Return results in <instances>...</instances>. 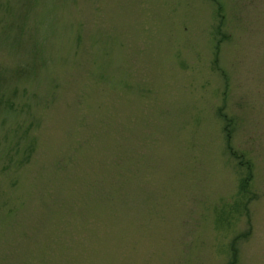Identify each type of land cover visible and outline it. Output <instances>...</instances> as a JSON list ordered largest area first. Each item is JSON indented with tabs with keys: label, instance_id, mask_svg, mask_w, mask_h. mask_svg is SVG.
Returning a JSON list of instances; mask_svg holds the SVG:
<instances>
[{
	"label": "rangeland",
	"instance_id": "374dc122",
	"mask_svg": "<svg viewBox=\"0 0 264 264\" xmlns=\"http://www.w3.org/2000/svg\"><path fill=\"white\" fill-rule=\"evenodd\" d=\"M16 69L0 264H264V0H0Z\"/></svg>",
	"mask_w": 264,
	"mask_h": 264
},
{
	"label": "trees",
	"instance_id": "16d2710c",
	"mask_svg": "<svg viewBox=\"0 0 264 264\" xmlns=\"http://www.w3.org/2000/svg\"><path fill=\"white\" fill-rule=\"evenodd\" d=\"M21 69H16L14 72H9L8 74L6 73V76L4 77V78H6V79H3V81H2V83H1V79H0V83L2 84V85H0V88H3V90H4V88L6 87V84H7V82L9 81V80H11V79H16L17 77H18V75L20 74L21 75V73L23 72V71H20ZM4 71V70H3ZM3 71H0V76H3V75H1V73H3ZM11 76V77H10ZM223 130H225V128H223ZM227 130V129H226ZM227 132V131H226ZM228 140H229V134L228 133H226V135H225V141H226V148H227V150L230 152V154H231V156H234V154L230 151V147H229V145H228ZM228 145V146H227ZM248 181H249V179L248 178H245L242 182H241V184L239 185V190L242 192V193H245L246 191H247V185H248ZM234 260V256H233V259H232V261Z\"/></svg>",
	"mask_w": 264,
	"mask_h": 264
}]
</instances>
